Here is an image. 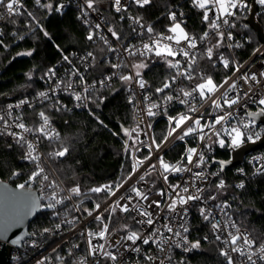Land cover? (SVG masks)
Here are the masks:
<instances>
[{
	"label": "built area",
	"instance_id": "2783aa9c",
	"mask_svg": "<svg viewBox=\"0 0 264 264\" xmlns=\"http://www.w3.org/2000/svg\"><path fill=\"white\" fill-rule=\"evenodd\" d=\"M25 2L41 6L44 1L40 0V4L38 5L36 0H20L22 7ZM239 2L247 5V7L232 9L235 14L226 17L229 20V25H224L221 21L220 31L225 33V37L221 47H219V49L214 48V54L212 57L223 66V63L219 60V55L222 54L229 60L228 68H231L229 74L219 83H216L210 76L217 85L223 83L226 79L228 80V83L224 84V87L220 88L212 97L213 99L220 98L223 110L214 109L211 106V101L204 102L200 99L198 93L193 94L195 97V99H193L185 98L180 92L181 88L185 91H191L197 84L203 82L201 77L209 76L203 68V60L208 59L206 51L209 47H213L217 43L219 37L209 29L207 23L205 31L209 32V38L205 41H200L198 39L205 31L199 36L186 31L190 35L197 37V47L195 49H188L187 42L185 41H181L179 45L174 41H165V43L171 44L176 50L185 48L190 52L189 58L183 57L182 54H178L174 58H167L173 63L180 61L181 67L179 71L186 69L191 57H195L196 63L192 66L193 78L189 80L184 76H177L178 70L170 68L163 57H157L154 52L149 53L144 50L143 45L145 43H151L149 34L146 32V29L141 28V24H134L132 20L129 19V17H133L129 11L122 10L121 12H116L114 0L95 1L93 9L87 8L86 0H59L57 2L56 9L59 8V11L63 10L70 4H75L80 8L78 15L80 22L87 28L88 35L90 32L93 33V40L99 41L102 44L104 50V63L108 65V69L103 75L89 78L88 70L92 68L95 62L94 52L89 50L84 52L71 51L69 54L64 55L67 56L69 60H64L63 56L55 67L49 68L54 70L55 75H50L48 70L42 79L44 84L43 89L37 92L34 96L31 98L23 96L20 99L0 104V116L4 118V120H0V132L3 133L0 135L8 136L15 145H17L15 140L12 136L7 135V132L22 133L29 141L36 142L37 137L40 136L39 133H23L21 129L15 126V124L21 122L17 117H22V122L28 128L35 129L42 124L39 117L40 112L36 115V122H30L25 118L24 110L31 102H46L55 110L83 108L86 99L77 101L75 100L74 94L86 95L87 93L85 94L83 92V85L79 83V76L71 75L73 71H78L79 74L83 76L87 85H94V87L89 88V91L96 88L106 87L115 79L119 78L124 84V89L128 94L129 104L131 106V122L133 124L132 132L136 141L135 145L130 150L132 167L130 173L119 183L123 186L118 190H116L115 186L113 188L115 195H107L101 202L92 199L89 195L83 194L81 190L79 195H75L70 192V189L77 187V185H67L63 182L54 169L50 156L44 151V142L56 139L49 140L40 137L38 143V151L41 154L40 164L44 168V174L49 177V181L42 182L41 178L38 177L36 182L29 184L26 183L29 178L28 174L24 177L22 184H25V187L32 188L38 192L41 206L47 205L49 202L54 203V201L50 200L54 193L56 194L57 199H63V203L56 204L54 209L40 207L41 211H47V213L55 219L53 226H47L42 230L34 229L30 232V237L22 241L21 246H12L8 257V264H39L40 261H43V264H81V261H83L84 264H161V261H163V264H174L176 262L188 261L195 251V249L187 251L185 249L190 248V244L196 242L190 236V225L196 216L201 219L202 226H199V228L202 229L200 234V239L202 241L217 242L219 253H221L222 250L228 251L233 259V264H250L247 260L248 252L256 251L260 244L264 243V238L257 241L247 227L238 225L237 217L233 214L231 207L224 208L223 210L216 207L217 205L224 203V201L217 200V196L224 188L236 187V185L241 182L244 184L246 179L257 174L256 169L264 164V147L251 150L244 154L240 163L229 169V173L227 174L229 176L220 178L216 181L214 186H212L215 176L214 173L221 172L219 164L214 162L220 159L216 158L214 154L217 149L224 148H221L216 143H212V140H208L207 138L205 141L201 142L196 135L187 136L183 140H180L177 137L182 134L183 129L177 130L176 133L168 137L167 141H164V137L168 135L170 130L169 117H178L180 114H187L195 119L202 115L203 119H201V124H204L205 121H214L217 115L231 112L233 114L232 118L227 123L229 125L240 126L242 123L249 122L250 117L248 116V111L250 109L262 108L259 105V99L264 98V76L260 75L261 72H264V58L261 56L264 50V42H260L258 47L255 48V50L246 58L242 60L238 58L236 49L241 47L243 43V33L239 30L242 24L241 20L245 19L247 22L252 8V0H239ZM255 2L258 6V0H255ZM104 4L108 5L110 11L117 15L119 21H122L121 17H124L123 20H125L127 27L130 28L131 34L123 35L122 30L116 28V25L109 17V12L104 10ZM192 4L195 6L194 3ZM60 5H63V7L60 8ZM131 5L141 8L136 5L133 0H121L122 8L126 7V9H128ZM22 7L19 8V12L22 10ZM0 9H2L7 16H15L8 15L6 9L2 6H0ZM200 10L202 12L204 11L202 9ZM171 12L176 13L177 21L181 22V26L184 28L186 22L185 9L183 7H176L171 10L170 13ZM181 13H183V15H181ZM209 15L210 17L214 16V12H209ZM170 21L171 24L169 27L173 24L171 19ZM96 25H100V27L97 29ZM109 28H114V30L121 35V40H116L115 37L111 35V32L108 31ZM140 33H143V35H140ZM228 33H231V39H228ZM156 34H163L165 36L172 35L168 30L160 33H153L152 36L154 37ZM101 37H104L105 39H101ZM244 39L247 42L249 41L248 37H245ZM105 40H107V44L105 43ZM109 45L111 48L116 49V51H109ZM236 45L240 46L237 47ZM126 48L130 49L134 54L130 55L128 51H125ZM89 52L93 54L91 57L87 55ZM142 52L144 53L143 55H141ZM69 61H71V63H69ZM153 62L164 63L168 70L166 75L167 73H170L154 88H152L150 81L144 76V71L149 64ZM140 63L147 64L146 68L140 70L141 77L146 82V86L143 89L139 87V78L135 76L137 70L133 67ZM112 65H119V67H112ZM237 67H239V71L236 70ZM253 74L256 75V80L250 79ZM128 75L133 76L132 81H124L121 79L122 76ZM244 75L249 77L247 82L242 79ZM174 76H176V80L173 83L172 77ZM108 77H110V79H107ZM69 81L73 82V88L71 89L66 87ZM100 81H104V83L101 84ZM165 82L170 83L171 87L165 89L162 93H157L156 89L162 88ZM233 82H235L236 87L228 92L227 99H235L238 97L239 100L237 104H234L229 108L224 104L225 97H223L222 94ZM41 92L46 93L47 98L40 97L39 93ZM167 95L173 96L171 102L165 101L164 97ZM177 97H179V99H177ZM180 99H187L188 103L181 104L179 102ZM21 101H26V103L21 104ZM152 104H156L158 107L152 109L155 115L149 116L147 114V109ZM17 105L20 106L17 107ZM193 105L198 111L189 112V107ZM5 121H7L8 124L7 128H5ZM158 121H162L163 123L164 137L159 143L155 141V144H153V140H155V125ZM191 124L192 121L190 120L184 127ZM217 128H220V125H217ZM262 129H264V125L255 122V126L251 131H260L262 137L264 135ZM53 130L55 133H59L57 128L50 121L48 131L52 134ZM205 131L208 132L209 130L205 129ZM212 139L214 140L215 137ZM245 143L250 142L246 141ZM156 144L160 145L159 149L156 148ZM176 144L181 145V151L179 154L174 158L166 157V152ZM205 145H211V147L209 148ZM188 148H197L198 151L203 152L205 156V164L202 167H195V162L197 160V157L195 156L193 157V164H188L186 159ZM225 149H228L229 151L231 150L227 147H225ZM23 156L24 152L20 159L35 168V164L24 159ZM161 158L170 165L189 168L191 170L163 173V169L159 164ZM151 165H155L156 167L151 168ZM241 170L243 171L241 172ZM197 172H203L204 176L201 179H197L194 175V173ZM164 175H167V181L164 180ZM141 176H144L143 180L140 179ZM129 177L131 178L129 179ZM221 180H223L225 184L223 189L217 187ZM49 182H54L55 187H49ZM170 185H180V188L173 189ZM102 186H104V184L101 185V187ZM133 187L139 189L142 193L147 194L148 200L136 197L135 192L132 191ZM184 187L188 188L187 193L181 190ZM197 188L202 189V191L197 193ZM160 191L164 192L163 196L158 194ZM190 194L200 195L201 199L189 201L183 206L178 205L177 213H180L181 207L186 208V217L182 219L177 213L168 211L167 205L172 199L178 201L180 196L186 198ZM210 195L216 196V199H208ZM121 196L125 197V199H120L119 202L121 205L127 203L129 208H132L133 205H140L143 209L152 212L154 219L157 221L155 225L148 226L136 223V221L130 217L136 216L137 219H143V217L137 215L136 211L125 213L117 208L115 213H112L109 206L113 205V202L117 201ZM128 197L132 198L131 203H129ZM153 200L160 201L162 210H157L155 205L149 207V204ZM97 204L100 205L99 209H96L95 207ZM201 207L211 210L212 217H210L209 221L204 220L203 216L200 215ZM89 211L92 212V216L88 215ZM100 214L103 216V222L94 219L95 216ZM68 221H72V223H68ZM185 221L186 226L189 228L187 233H184L183 229L179 226ZM215 222L220 223L219 230L212 228V223ZM231 222H235L240 233L248 234L251 239L255 240L252 249H244L245 255L243 256L239 253L232 252V245L230 243H224L225 240L229 239V232H232L233 234L236 233V229L231 226ZM58 224L60 225L59 229L56 228V225ZM104 224L108 225L106 237L104 239L99 238V236H88L89 232L94 234L99 233L103 229ZM124 224L129 226L127 230L121 227ZM165 224H170V226L173 227V233H169L165 230ZM46 228L49 229L48 232L44 231ZM153 229H159L160 231L150 240L149 244H144L143 238L148 237ZM132 231H137L138 234H141V238L136 240L135 243L126 239L127 235ZM175 231H180L181 236H175ZM183 236H187V240L190 242L189 244H184L182 239ZM217 236H220L221 239L217 240ZM205 237H207V239H205ZM89 239H91L92 245H104L103 251H98L95 255L90 254ZM164 240H168V243H163ZM3 242L4 241L0 238V248ZM158 244L162 245L164 249L163 251L160 250ZM177 244L180 246L177 247ZM238 245H243V240L238 241ZM136 249H139V251H136ZM103 252L115 255L117 257L116 260L113 261L105 256ZM149 256L153 259L149 260L147 258ZM220 256L224 261V264H228L226 257L221 254ZM258 256L259 253L253 256V259L257 261V264H264V261H260Z\"/></svg>",
	"mask_w": 264,
	"mask_h": 264
},
{
	"label": "trees",
	"instance_id": "16d2710c",
	"mask_svg": "<svg viewBox=\"0 0 264 264\" xmlns=\"http://www.w3.org/2000/svg\"><path fill=\"white\" fill-rule=\"evenodd\" d=\"M43 1L41 6L25 2L20 14L15 16H7L0 9V104L23 96H34L43 89L42 79L49 68L55 67L71 51L94 52L95 62L88 70L89 78L103 75L108 69L104 63L102 44L87 39V28L81 24L78 16L80 8L70 4L58 11L56 4L59 0ZM192 3L193 0H152L143 8L131 5L127 11L133 18H142L140 24L144 25V29L151 25L153 33H160L167 31L171 24L170 11L183 7L186 12L185 31L199 36L205 31L206 22L202 19L203 12ZM43 5H51V8ZM103 8L109 12L110 19L117 29L122 30L123 35L131 34L125 20L119 21L108 5L104 4ZM255 18L264 32V5L258 4ZM241 21L239 30L243 33V43L236 49V54L242 60L258 47L260 41L250 24L245 19ZM245 37L249 38L248 42ZM28 52L31 55H22ZM203 68L216 83L231 71V68L223 67L215 58L203 60ZM166 72L168 70L164 63L153 62L144 71V76L154 88L170 74L166 75ZM86 96L85 105L81 109L55 110L46 102L35 101L26 106L24 115L30 122H36L38 112H45L59 131V138L44 142V151L48 154L62 147L68 148L64 157L50 156L57 174L65 184L77 185L83 194L101 202L108 194L104 191L93 193L90 189L103 184L114 188L130 173V150L136 141L132 132L129 97L119 78L106 87L89 91ZM122 127L128 128L131 135H125ZM154 137L157 143L164 137L162 121L156 123ZM24 150L8 136L0 135V179L17 186L34 171V166L20 159ZM180 151L181 145L176 144L166 152V157L174 158ZM214 156L226 160L230 151L219 148ZM229 169L215 175L212 186L220 178L229 176ZM13 172L19 175L12 176ZM217 200L230 205L238 225L247 227L257 241L264 238V173L246 179L243 188H224L219 192ZM54 222L55 219L42 210L30 222L29 232L53 226ZM190 226V236L199 241L200 247L195 249L188 261L174 264H224L218 243L200 239V217L196 216Z\"/></svg>",
	"mask_w": 264,
	"mask_h": 264
},
{
	"label": "snow or ice",
	"instance_id": "6c2138e0",
	"mask_svg": "<svg viewBox=\"0 0 264 264\" xmlns=\"http://www.w3.org/2000/svg\"><path fill=\"white\" fill-rule=\"evenodd\" d=\"M94 2L95 0H86L87 8L93 9L94 8ZM133 2L138 5L139 7L143 8L145 5H149L152 0H133ZM36 3L39 5L40 0H36ZM193 3L196 7L199 9L204 10L203 11V20L208 24L209 29H211L218 37L219 40L213 47H209L206 51V56L209 60L212 59L213 54H214V48L219 49L221 47V44L224 40L225 33L223 31H220L221 29V21L224 25H229V20L226 17L233 16L235 13L232 11V9H236L238 7H247V5H244L239 2V0H193ZM258 3L261 5H264V0H258ZM114 5H115V10L116 12H121L126 11V7L121 6V0H114ZM0 6L4 7L6 9V12L8 15H19V8L22 7L20 4V0H0ZM48 8H51V5H43ZM63 5H60V8H62ZM58 11L60 10L59 8L57 9ZM209 12H214V16L210 17ZM31 15V13H29ZM183 15V13H181ZM2 18V17H0ZM169 18L173 21V24L171 27H169L168 32L172 33V35H163V34H156L154 37L152 36L154 29L152 28L151 25L147 26L146 32L149 34V37L151 39V43H145L143 45V48L146 52H154V54L157 57H163L168 64L170 68L177 69V76H184L186 79L191 80L193 78L192 76V66L196 63L195 57H191L186 69L183 71H179L181 65L180 61H176L173 63L171 60H168V57H175L178 54H182L183 57L189 58L190 57V52L186 50L185 48H180L179 50H176L172 47L171 44L165 43V41H174L177 45L181 43V41L187 42V48L188 49H195L197 47V37L194 35H190L185 31V29L181 26V22L177 21V15L175 12H171L169 14ZM124 17H121V20H123ZM129 19L132 20L134 24H140L141 17H129ZM141 28H144V25H140ZM234 26V25H233ZM100 25H96V28L98 29ZM135 30V29H134ZM109 32H111V35L115 37L116 40H121V35L117 33V31L114 30V28H109ZM45 36H48L47 32H44ZM140 35H143V33H140ZM94 34L89 33L87 36L88 40H93ZM209 38V32L205 31L202 36H200L198 39L200 41H205ZM231 33H228V39H231ZM101 39H105L104 37H101ZM2 43V42H0ZM105 43L107 44V40H105ZM239 47L240 45H236ZM109 51L115 52L116 49L111 48L109 45ZM125 51H128L130 55L134 54L130 49H125ZM258 51V49H257ZM144 53L142 52L141 55ZM22 55H31V52L28 53H22ZM89 57H91L93 54L89 52L87 54ZM64 60L68 61L69 58L67 56H64ZM219 60L223 63V66L225 68L229 67V60L226 59L222 54L219 55ZM71 63V61H69ZM215 66V65H213ZM112 67H119V65H112ZM137 71L135 73V76L138 77V84L140 88H145L146 82L142 79L141 77V69H144L147 67V64L145 63H140L136 64L133 66ZM239 71V67L236 69ZM49 74L50 75H55V72L53 69H49ZM73 76H79V83L83 85V92L86 94L89 91L90 87L86 84L84 81V78L82 75L79 74L78 71H73L71 73ZM260 75L264 76V72H261ZM107 79H110L108 77ZM122 80L124 81H132L133 76L128 75V76H122ZM202 81L201 83L197 84L195 88H193L191 91H185L183 88L180 89V92L183 94L185 98H193L194 93H198L199 97L201 100L204 102L211 101V106L214 109H222V105L220 103V98L213 99L212 97L215 95L217 91H219L220 88L224 87V84L228 83V80H224L223 83L217 85L214 83L213 79L208 76V77H201ZM242 79L245 80V82L248 81L249 77L247 75H244ZM251 80H256V75L253 74L250 77ZM176 80V76L172 77V82L174 83ZM101 84L104 83V81H100ZM67 88L71 89L73 88V82L69 81L66 85ZM171 87V84L168 82H165L162 88H157L156 92L157 93H162L164 92L165 89H168ZM236 87L235 82L229 85L228 89L222 94L224 99V104H226L229 108L232 107V105L237 104L239 98L235 99H227L228 92L231 91ZM247 95V94H246ZM40 97H45L47 98V94L44 92L39 93ZM75 100L81 101L83 99H87L86 95H80V94H74ZM165 101L171 102L173 100V96L167 95L164 97ZM179 99V97H177ZM181 104H187L188 100L187 99H180L179 101ZM26 103V101H21V104ZM259 104L264 105V98L259 99ZM20 105H17L19 107ZM158 107L156 104H152L148 107L147 109V114L149 116L155 115V113L152 111L153 108ZM59 110V109H57ZM198 109L193 105L189 107V112H196ZM232 113L231 112H225L223 115H217L212 122H207L205 121L204 124H201V119H203V116L199 118L193 119L192 116L187 115V114H180L178 117H169V124H170V130L168 132V135L164 137V141H167L168 137L172 136L174 133L177 132V130L183 129L182 134L179 135L177 138L180 140H183L187 136H192L196 135L197 138L203 142L207 138L208 140H212V143L218 144L221 148H229L233 151L240 149L242 146H244L245 142H250V143H256V141L261 139V132L260 131H251V129L255 126V120L251 119L259 115H264V107L260 109L259 112H249L248 116L250 117V120L248 123H242L240 126L236 125H229L227 122L232 118ZM39 117L42 121V124L35 129L28 128L25 126V124L22 122V117H17L18 120L21 122L15 124L16 127L22 130L23 133H39L40 136L37 137L36 142L29 141L22 133H14V132H7V135L12 136L13 139L15 140V143L22 149H25L24 151V156L23 158L34 163L35 164V170L32 171L29 174L28 181L26 183H33L37 181V178L40 177L41 181H49V177L44 174V168L40 164V159H41V154L38 151V143L40 140V137H43L45 139H58L59 138V133H55L53 130V133L50 134L48 131L49 125H50V120L49 117L45 114V112H40ZM0 120H4L2 116H0ZM192 121L191 125H188L187 127H184L186 124H188V121ZM5 123V128L8 127L7 121ZM217 125H220V128H217ZM205 129H208L209 131L206 132ZM248 130V131H245ZM264 131V129H262ZM0 134H3L0 132ZM124 134L127 136H130L131 133L129 132L128 129H124ZM215 137L213 140L212 138ZM153 144H155V140H153ZM157 149H159L160 145L156 144L155 145ZM206 147H211V145H205ZM11 147V145H9ZM68 153V148L67 147H62L58 151H54L51 153H48L49 156L56 158V157H64ZM197 157V160L195 162V167L200 168L205 164V156L202 151H198L197 148H188L186 152V159L188 161V164L191 165L193 164V157ZM215 163H218L220 166V171H223V169L226 167L227 164L231 163V161H214ZM142 163V161H141ZM160 167L163 169V173H168V172H181V171H190L191 169L189 168H182L180 166H174L166 163L162 158L159 160ZM135 167V166H134ZM151 168H155V165H151ZM243 170H241L242 172ZM257 173H264V164H262L259 168L256 169ZM162 173V175H163ZM219 173H214V175H218ZM13 176L19 175L17 172L12 173ZM195 177L197 179H201L204 176L203 172H197L194 173ZM131 177H129L130 179ZM164 180L167 181L168 177L167 175H164ZM141 180L144 179V176L140 177ZM49 187H55L54 182H49L48 184ZM122 184L116 185V190H118L120 187H122ZM173 189L180 188V185H170ZM219 189H223L225 187L224 181L221 180L219 184L217 185ZM236 187L238 188H243L244 184L241 182L240 184H237ZM17 188L21 190L18 193H12L10 199L13 200H24L27 203V211L25 212V215H31L33 211L36 210L38 207H43V208H48V209H54L56 204H61L63 203V199H57L56 194L54 193L52 197L50 198L51 201L47 205H38L36 201L32 200L30 196H28L23 190L25 189V184H19L17 185ZM183 192L187 193L188 188L184 187L181 189ZM91 192L93 193H100L102 191L106 192L109 196L115 195V191L113 190L112 185H104L102 187H95L90 189ZM132 191L135 192L136 197H140L143 200H148V195L145 193H142L139 191V189L133 187ZM197 193L201 192L202 189L197 188ZM70 192L75 195L80 194V189L79 187H74L70 189ZM159 195L163 196L164 192L160 191L158 193ZM179 195V194H177ZM70 198V197H69ZM120 199H125V197L121 196L117 201L113 202V205H110L109 208L111 209L112 213H115L116 209L119 208L120 211L128 213L131 211H136L137 215L140 217H143V219H137L136 216L130 217L131 219L135 220L136 223H139L141 225H148V226H154L155 223L157 222L156 219H154V215L152 212L147 211L146 209H143L142 206L140 205H133L132 208H129V205L126 203L124 205L120 204ZM131 197H128L129 203H131ZM201 197L200 195L197 194H190L186 198L183 196H180L178 201L176 199H172L171 202L167 205V209L169 212L172 213H177V207L186 205L189 201L192 200H200ZM210 200H215L216 196L210 195L208 197ZM152 205H155L157 210H162V206L160 201L153 200L149 204V207ZM96 209L100 208V205L97 204ZM216 207L221 208L223 210L224 208L230 207V205L227 204V202L222 203L221 205H217ZM87 211V210H86ZM89 216H92V212H88ZM177 215H180L181 218L183 219L184 217L187 216V209L181 207L180 213H177ZM200 215L203 216L204 220L209 221L210 217H212V213L210 209H206L204 207L200 208ZM22 217L16 216L13 220V223H19ZM95 220L103 222V216L102 214L97 215L94 217ZM68 223H72V221H68ZM180 228L183 229L184 233H187L189 231V228L186 226V221L184 223H181ZM231 226L236 229V233L233 234L232 232L228 233V240H225V244H231V251L235 253H239L241 256L245 255L244 249H252L253 245L255 244V240L251 239L248 234H242L240 233L239 228L236 226L235 222H231ZM60 225H56V228L59 229ZM123 229L127 230L128 225L124 224L121 226ZM164 228L167 232L173 233V227L170 226V224H165ZM212 228L215 230L220 229V223L215 222L212 223ZM108 225L104 224L103 229L99 233H92L89 232L88 236L93 237V236H99V238L104 239L106 237ZM45 232H48L49 229H44ZM159 229H153L149 236L146 238H143V243L144 244H149L150 240L156 236V234L159 232ZM174 235L179 237L181 236L180 231H175ZM141 238V234H138L137 231H132L130 232L129 235H127L126 239L133 241L135 243L136 240ZM184 244H189L190 242L187 240V236L182 237ZM207 239V237H205ZM217 240H220L221 237L217 236ZM243 240V245H238V241ZM17 241L13 240L12 243H16ZM163 243H168V240H164ZM89 245H90V254L95 255L98 251L102 252L104 249V245H92L91 244V239H89ZM180 245L177 244V247ZM158 247H160V250L163 251V247L161 244H158ZM200 247L199 241H196L194 243L190 244V248H186L185 250H191V249H198ZM136 251H139V249H136ZM259 253V260L264 261V243H261L260 246L256 249V251H249L247 254V260L250 262V264H257V261L253 259V256L257 255ZM103 254L113 261L116 260V256L112 255L111 253L108 252H103ZM222 256L226 257L228 264H233V259L229 255L228 251H221L220 253ZM149 260H152L153 258L151 256L147 257ZM170 259V257H169ZM39 264H43V261H40ZM81 264H84L83 261H81ZM161 264H163V261H161Z\"/></svg>",
	"mask_w": 264,
	"mask_h": 264
},
{
	"label": "water",
	"instance_id": "95a60500",
	"mask_svg": "<svg viewBox=\"0 0 264 264\" xmlns=\"http://www.w3.org/2000/svg\"><path fill=\"white\" fill-rule=\"evenodd\" d=\"M257 3L255 0H252V8L247 19V22L255 30L257 37L260 42H264V32L260 24L255 20L254 15L257 11ZM264 58V50L261 54ZM261 108L250 109L249 112H259ZM257 124L264 125V115H259L254 118ZM122 127V131L124 132ZM129 130V129H128ZM264 147V135L256 143H245L240 149L235 151L230 150V158L223 161H231L227 164L224 169L231 168L240 163L242 157L247 152ZM221 161V160H217ZM21 190L17 188L16 185L11 184L10 182L0 179V238L4 241L0 248V264H8V257L13 247H19L22 244V241L30 237L29 224L30 222L40 213V207L36 208L31 215H25L27 211V203L24 200H13L10 199L12 193H18ZM32 200L36 201L38 205H41L38 192L32 188L25 187L23 190ZM16 216L22 217L19 223H13V220ZM17 241L12 243V241Z\"/></svg>",
	"mask_w": 264,
	"mask_h": 264
},
{
	"label": "rangeland",
	"instance_id": "374dc122",
	"mask_svg": "<svg viewBox=\"0 0 264 264\" xmlns=\"http://www.w3.org/2000/svg\"><path fill=\"white\" fill-rule=\"evenodd\" d=\"M131 166H132V164H131Z\"/></svg>",
	"mask_w": 264,
	"mask_h": 264
}]
</instances>
